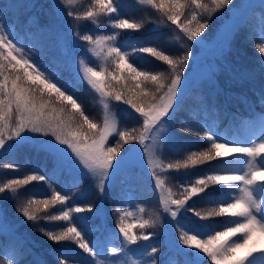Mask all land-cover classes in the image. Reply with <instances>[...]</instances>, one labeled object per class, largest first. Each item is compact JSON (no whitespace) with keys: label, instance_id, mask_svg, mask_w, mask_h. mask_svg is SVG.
<instances>
[{"label":"snow or ice","instance_id":"snow-or-ice-1","mask_svg":"<svg viewBox=\"0 0 264 264\" xmlns=\"http://www.w3.org/2000/svg\"><path fill=\"white\" fill-rule=\"evenodd\" d=\"M71 5L73 0H64ZM142 5H148L163 17L162 23L174 25L186 38V42H195L205 46L207 37L203 34L209 28L212 14L227 8L234 0H139ZM259 8L264 9V0H259ZM255 3L243 4L231 11L228 31L217 44L216 54L224 57L230 50L231 40L239 29L245 11L255 8ZM121 5L113 0H94V5L77 14L74 10L67 11L56 6L58 14L71 17L72 21H95L103 13L117 14L113 17V28L118 30H140V23L130 22L129 19L119 18ZM73 24L69 23L68 35L57 37L58 46L65 52L62 65L64 70L74 71L81 82H86L91 89L99 93L100 103L103 104V121L98 123L74 98L75 84L63 78L59 72L46 64L26 56L21 47L14 42L15 37L6 34L0 25V155L13 153L16 149L31 145L37 152L44 153L49 159L50 172L34 175L25 174L22 178L8 179L0 184V201L4 199H19L27 191V186L33 182H49L60 174L73 177L70 189L78 188V177H94L104 192L105 183L114 176L126 163L136 159V154H147V165L151 166V175L155 178V185L161 191L163 211L170 214L176 222L177 217H186L192 213L191 221L187 223V231L183 230L174 244L175 250L182 254L185 264H203L202 257L210 264H252L256 256L264 259V246L255 244V237H264V208L258 199L264 202V115L258 121L250 122L246 126L248 135L259 137L257 143L252 140L248 146H236L229 142H220V137L210 129L201 136L197 128L185 125L180 131L186 135H195L198 140L209 145L206 151H192L186 158L177 159L175 163L165 164L159 157L168 158L165 139H157L155 133L161 131L165 124H171L183 103V97L194 82V77L184 75V69L194 59L191 51L182 58L160 46L143 44L135 48V54H144L166 65L167 71L161 70L153 74L152 71L135 67L136 56L130 54L127 45L116 46V38L120 32L113 35H94L72 32ZM48 35L53 34L52 30ZM219 32V30H218ZM220 36L222 32H219ZM133 39L148 41L152 39L145 35H134ZM83 42V43H81ZM42 47H45L41 42ZM258 51L264 54V43L257 45ZM71 48H82L83 55L89 52L103 61V66L97 70L94 66L85 64L83 60L82 74L79 65L72 62L68 55ZM124 48L125 50H122ZM131 59V63L129 60ZM264 61V57H262ZM215 70L209 73L197 72L195 79L213 80ZM259 102L264 106V92L259 96ZM118 105L127 106L129 113L136 117L141 129L120 130L111 114V108ZM110 137L115 140V146H110ZM118 138V139H116ZM125 145H132L125 148ZM124 154L121 155V150ZM236 155L248 158L245 161L234 160ZM119 157V159H118ZM244 163L245 171L223 172L231 163ZM208 165L198 179H188L179 187L181 191L173 198L171 189H164V180L159 170H175L182 172L185 177L190 170L198 166ZM5 169L18 166L4 163ZM214 174H207V173ZM223 186L222 188L217 186ZM242 185V187H240ZM24 192H21V189ZM238 189L239 194H235ZM261 194L257 196V192ZM203 200L214 207L197 210L195 201ZM70 201V193L55 190L47 199H27L18 206L17 211L28 222L36 224L39 220L49 222H69L62 230L45 229L36 224L34 230L41 231L56 244H74L77 252L85 256L84 264H105L99 259L98 249L102 242L97 240L90 243L82 234L74 220H79L85 226L88 217L72 214L92 213L89 207H68L59 215L49 212L57 205L65 206ZM100 209H96L99 212ZM143 211V209H141ZM43 213V215H40ZM131 212H124L120 217L119 232L129 245H136L138 241H147L150 235H137L132 229L137 225L126 223ZM228 217L223 223H217L216 218ZM156 220H141L138 227L143 230L153 226ZM17 235L15 224L8 220L4 209L0 207V235ZM189 232L194 234L189 235ZM8 248V264H23L21 257L29 249L21 244L5 245L0 242V251ZM82 250V251H81ZM131 251V249H129ZM124 248L111 247L113 257L118 256ZM153 254L158 249L152 247ZM58 264H69L67 256L56 254ZM35 264H47L42 258H37ZM155 264V261H153Z\"/></svg>","mask_w":264,"mask_h":264},{"label":"rangeland","instance_id":"rangeland-1","mask_svg":"<svg viewBox=\"0 0 264 264\" xmlns=\"http://www.w3.org/2000/svg\"><path fill=\"white\" fill-rule=\"evenodd\" d=\"M91 1H93L92 4L86 3L85 0H73V3L69 5L65 3L64 0H0V25H3L6 34H10V38L11 36L15 37L14 42L17 43L18 47L23 49L26 56H31L34 60L46 64L53 70L59 67V74L75 84L73 89L75 93L74 98L82 97L81 94H84V96L86 95L87 99L91 100L96 106L97 113H100L99 118L92 117L89 112L88 114L96 119L98 123H102L104 110L103 104L100 103L101 98L99 93L91 89L86 82H81L74 71L63 69L62 65L65 60V52L58 46L57 37L60 35H68L69 23L74 25L72 32H80L82 34L113 35L116 32H120V35L116 38L115 44L116 46L126 44V50L130 52L131 48H137V45H149L154 42L155 39L161 36V31L168 29L166 28L168 24L162 23L161 21L163 20L160 14L148 5L140 4L139 0H113V2L121 5L118 14L119 18L129 19L130 22L138 23L133 21V18L127 15L124 16L122 13L127 12L132 15L133 11L135 13L136 11L141 12L138 16L141 21H144L145 25H142L140 30L114 29L112 27L115 22L113 17L117 16V14L103 13L95 21L81 20L76 22L72 21L71 17L63 16V14H58L56 11V6L59 4L60 7L67 11L74 10L77 14H82L94 5V0ZM236 2L237 4L231 5L228 10L222 9L214 13V16H217L219 22L213 32L214 36L211 43L205 42L210 47L211 53H209V58L200 55L198 51L197 54L199 56H197L195 60L197 64L198 62L200 63V66L184 71L185 76L191 75L194 77L192 86L198 85L199 87H205L199 90L198 87L194 91L196 101H198L197 105L195 103L194 108H187L186 114H179L177 111L171 124H165L161 131L154 134L157 139L166 138V147L161 151L166 152L168 158L165 159L163 155L159 157L165 164L169 162L175 163L177 159L186 158L192 151L200 150V146L206 144L205 141L198 140L195 135L189 136L182 133L180 129L185 125H191L197 128L201 136L204 132L212 129L215 131V134L220 137V142H229L236 146H248L253 139H255L257 143L259 142V137L248 135L246 126L250 122L258 121L261 115H264V112L253 109L251 106L253 94L249 92V89L242 88L236 85V83H241L240 78L245 77V79L253 78V85L255 78L264 80V74L262 72L261 74L257 69L254 70L255 72L248 68H246V70L244 66H241L243 63L236 57H220L215 51L217 44L223 39V34L228 31L227 25L224 29L222 26L229 22L228 18L231 15V11L249 2L255 3L257 7L245 11L242 23L244 22L245 25L248 19L251 20L252 17H257L259 25L258 34L264 36V9L259 8V0H236ZM45 10L46 14L44 15ZM241 26L242 25H240L231 40L229 51H235L238 47L244 48L239 46L238 41L234 39L236 38V34L241 33ZM49 29L53 32L51 36L48 35L47 31L42 32V30ZM174 30H176L175 26H173V31ZM218 30L222 32L221 36ZM244 32L247 34L248 39L254 36L255 30L254 27L251 26V29H244ZM168 33L169 34L162 35V39L165 43L162 46L170 52L171 47H173L174 34L172 31ZM121 35L124 36L122 37ZM134 35H145L152 39L142 42L133 39L132 37ZM164 38L170 40L166 42ZM41 42L44 43L45 47H42ZM213 48L215 49L212 54ZM122 50L125 49L122 48ZM200 51L205 50L201 48ZM82 53V48H71L68 50V55L71 57L73 64L79 65L81 74L83 68V65L80 64L81 60H83L85 64H89V66L96 67L97 70L101 69L103 61L98 59L94 53L89 52L87 56ZM143 55L140 54L141 57L146 56ZM160 63L161 62L156 64V67H158ZM223 64L232 69L229 75L230 79L235 84L218 78L216 71L218 72ZM213 70H215L213 80L204 78L195 79L197 72L209 73ZM190 88L187 89L185 95ZM199 96H201V98L198 100ZM259 96L256 98L259 99ZM78 103H81L79 99ZM111 114L120 130H125V126L122 125L121 122L122 120L131 123V130L136 129L137 132H139L141 129V124L137 122L135 116L129 113L127 106L118 105L112 107ZM179 117L180 119L182 118L184 124L177 121ZM230 117H233V119ZM236 117L239 119L238 122H235ZM110 146H115V140L111 137ZM131 146L132 145H125V148ZM32 152H34V155ZM19 153L22 154V157L17 158V161L19 163L31 162L25 163L23 168L32 171V175L50 172L48 157L44 153L35 151L31 145H24L16 149L13 153L0 155V184L6 183V179H10V172L20 171L22 169L21 167L5 169L2 167L3 163L9 162L3 161L2 159L12 161L10 163L15 164L16 160L13 158L18 156ZM123 154L124 150L122 149L121 155ZM147 159V154L141 155L137 153L136 159L133 162L126 163L114 176H111L110 179L106 181L103 193L100 191L99 182L94 177L90 175L83 176L80 173L74 174L78 177V188L70 189L68 187L69 184L72 183L73 177L66 174H60L58 178L54 177L49 182H33L28 186L34 193L52 194L55 190L61 191L62 195L65 194V192L70 193V201L67 205H57L51 208V211H53L51 214L54 215H59L61 211H67L69 206L72 208L93 207L94 212L92 213L72 214L74 217H88L86 226L81 224L79 220H74L72 222L83 229L82 234L87 241L93 244H95L97 240L102 242V247L98 249V258L104 260L105 264H153V261H155V264H185L186 258L175 250L174 244L178 242L182 226L184 231L188 230L187 223L191 221L192 213H188L186 217H177L176 219L179 220L180 223H176L170 217V214L163 211L162 194L160 189L155 185V178L151 175V166L146 164ZM247 159L248 158L239 155L234 157V160L239 161H245ZM207 167L208 165H204L191 169L190 175L187 177H185L182 172H177L175 170L158 169L157 171L160 173L161 179L164 180V189H171L173 198H176L181 191L179 186L188 179H198ZM243 171H245L244 163L235 162L223 169V172L229 173H243ZM207 174L214 173L209 172ZM217 187L222 188L223 186ZM240 187H242V185H240ZM235 194H239L238 189ZM260 195L258 191L257 196L259 197ZM257 202L261 203L262 208H264V202L260 199H258ZM195 203L198 204L197 210L203 211L205 208H208V204L199 198ZM20 204H22V202L19 199L6 198L0 201V207L4 209L8 220L15 224L18 233L17 235L10 236L5 232L3 235H0V242L5 245L15 246L22 244L25 249H29L30 251H26L19 257L22 259L23 264H35L37 258H42L47 261V264H55L52 261L53 258H49L44 254L47 244L37 242L32 233L33 230L29 231V228L30 226L34 227L36 224H39L45 229L60 231L62 230L60 228L66 226L69 222H49L46 220H39L36 224L28 222L21 213L15 211L17 209H13V205L15 208H18ZM96 209H100V211L96 212ZM141 209H143V211H141ZM124 212L132 213V216L127 217L125 220L126 223L137 225L132 231L138 236L143 234L150 235L149 240H140L136 245H129L124 240L122 234H118L120 217ZM228 219L230 218H216V222L219 224ZM141 220H156L157 222L153 226L141 230L138 227ZM192 234L194 233L189 232V235ZM254 242L258 247L264 246V237L257 234ZM111 247L124 248V251L118 256L113 257L110 253ZM152 247L158 249L156 254L152 253ZM57 248L60 253L67 256L69 264H84L86 254L82 257L80 253L77 252L74 244L61 243ZM129 249H131V251ZM7 251V247H5L4 251H0V264H8V255L6 258L2 254H6ZM50 257L52 256L50 255ZM201 259L203 264H210V261H207L205 258L202 257ZM54 260L57 259L55 258ZM252 264H264V259L260 256H256Z\"/></svg>","mask_w":264,"mask_h":264},{"label":"trees","instance_id":"trees-1","mask_svg":"<svg viewBox=\"0 0 264 264\" xmlns=\"http://www.w3.org/2000/svg\"><path fill=\"white\" fill-rule=\"evenodd\" d=\"M86 3H90L92 4L93 1L91 0H85ZM206 3L210 2V0H205ZM234 5L237 4L236 0H234ZM232 4V5H233ZM231 5H229L227 8L223 9V10H228V8L230 7ZM137 13V14H136ZM136 13L133 11V14H129V13H122L124 16H128L130 18H133V21H136L138 23H140L141 25H145L144 24V21H141L138 14H141L140 11H136ZM46 14V10L44 12V15ZM161 16V15H160ZM252 16V15H251ZM162 20H163V17L161 16ZM219 20L217 18V16H214V14H212V19H211V22L209 24V28L206 30V32L203 34L205 37H207V40L205 42H210L211 43V40L214 36V30L218 24ZM241 28L243 27L244 25V22L241 23ZM173 26H166V29L165 31H162L161 33V36L157 39H155L154 42H152L151 44H149L148 46H160L162 48H165L164 46H162L164 43L163 39H162V35L163 34H169L168 32H173L174 36H173V47H171V50L170 52L173 53L175 55V58H182L186 52L188 51H191L192 53V57L194 59H192L189 63H188V66L185 70L187 69H190V68H198L200 65V63L198 62V64L196 63V60L195 58L197 56H199L197 54V52L199 51L200 52V55H204L206 56L207 58H209V53H211L210 51V47L205 43V46L204 47H201L200 45L196 44L195 42H186V38L183 37V35L181 33H179L178 30H174L173 31ZM251 26L254 27V30H255V33H254V36H252L251 38H248L247 39V34L244 32V29L248 30L249 28L251 29ZM142 28V27H141ZM240 28V31L241 33L240 34H236L234 38L235 40L238 41V44L239 46H242L244 48H241V47H238L235 51H228L227 54L224 56V57H236L238 60H240L243 65L241 66H244L245 69L248 68L250 69L251 71H254L255 68L257 70L260 71V73L262 72L264 74V61H262V57H264V54H261L259 53L258 51V47L257 45H259L260 43H264V37L260 36L258 33H259V25H258V18L255 17L251 20H247V22H245V25L244 27L241 29ZM264 29V28H263ZM264 31V30H263ZM122 37L124 35H121ZM165 41H169L170 39H167V38H164ZM138 47L140 45H137ZM214 47V46H213ZM203 48L205 51H200V49ZM215 48L212 49V54H213V51H214ZM135 48H131V51L129 52L130 54L132 55H135L136 56V64H134L135 67H138L140 68L141 70H146V71H152L153 74H156L157 71H161V70H165L167 71V67L166 65H163L162 63H160V65L158 67H156V64L159 63V61H156L152 58H150L149 56H145V57H141L140 54H135ZM143 55V54H142ZM144 56V55H143ZM229 59V58H227ZM131 59H130V63H131ZM247 70V69H246ZM232 72V69L228 66H225V64H223L221 66V69L216 73H217V76L219 79L221 80H225L229 83H232V84H235L233 83V81L230 79V75L229 73ZM255 72V71H254ZM261 73V74H262ZM238 76V75H236ZM251 78H248V79H245V77H241L240 78V81L241 83H236V85L242 87V88H246V89H249V92L253 94V97H252V101H251V106L253 107V109L257 110V111H260V112H264V106H262L259 102V99H257L256 97H258L261 92H264V80H259V78H255L254 79V84L252 85V79L250 80ZM199 86L196 85V86H192L190 88V90L188 91V93L184 96L183 98V103L180 107V109L178 110L179 114H186L187 113V108H194L195 106V103L197 105V102L196 101V95L194 93V91L198 88ZM202 88H205V87H199V89H202ZM263 88V89H262ZM82 97H79V101L81 102L82 104V107L86 110V112L90 113V115L92 117H96V118H99V115L100 113H97L96 111V106L92 103L91 100L87 99V96L84 94H81ZM201 98V96H199L198 100ZM180 116V115H179ZM231 119H233V117H230ZM177 121H179V123H182L184 124L182 118L180 119V117L177 119ZM235 121L238 122L239 119H237V117L235 118ZM122 125H124V129L125 130H128L130 131L131 129V126H130V122L129 121H124L122 120ZM209 145L206 144L205 145H201L200 146V151H206L207 150V147ZM33 155H34V152H32ZM22 157V154L19 153L18 156L14 157L13 159L16 160L15 162V165H17L18 167H21L22 169L20 171H14V172H10L11 176H10V179H16V178H22L25 174H28V175H32L33 172L30 171V170H27V169H24V165L25 163H31V162H21L19 163L17 161V158H20ZM4 158H9V157H4ZM3 161H7V162H12V161H8V160H5V159H2ZM4 164V163H3ZM8 180V179H6ZM21 192H24V189L22 188L20 190ZM51 194H41V193H34L29 186H27V191L26 193L23 195V196H20L19 200L22 202V203H25L27 199H47V198H50ZM212 206H215V205H208V207H212ZM13 209H17L15 208V206L13 205ZM17 211V210H15ZM49 212H53L51 211V209H49ZM43 213H41L40 215H42ZM35 226H30L29 228V231H32L33 235L35 236L37 242H42V243H45L47 244V248L45 250V255L49 258H53V262L55 264H58V261L57 260H54L56 258V254H59L60 252L57 250V246L60 245V244H56L55 242H52L50 241L46 235H44L41 231L39 230H34ZM44 228V227H43ZM47 229V228H46ZM62 229V228H60ZM56 248V249H55ZM6 258H7V255L2 253ZM50 255L52 257H50Z\"/></svg>","mask_w":264,"mask_h":264}]
</instances>
